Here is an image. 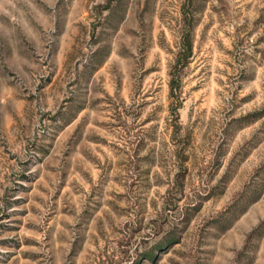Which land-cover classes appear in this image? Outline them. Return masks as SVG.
<instances>
[{
    "label": "rangeland",
    "instance_id": "rangeland-1",
    "mask_svg": "<svg viewBox=\"0 0 264 264\" xmlns=\"http://www.w3.org/2000/svg\"><path fill=\"white\" fill-rule=\"evenodd\" d=\"M0 264H264V0H0Z\"/></svg>",
    "mask_w": 264,
    "mask_h": 264
},
{
    "label": "trees",
    "instance_id": "trees-1",
    "mask_svg": "<svg viewBox=\"0 0 264 264\" xmlns=\"http://www.w3.org/2000/svg\"><path fill=\"white\" fill-rule=\"evenodd\" d=\"M192 52V41L189 28L185 30L182 36L179 50L175 56V60L170 72L169 87L171 95H174L177 99L179 98L180 80H181V69L188 61L189 56Z\"/></svg>",
    "mask_w": 264,
    "mask_h": 264
}]
</instances>
